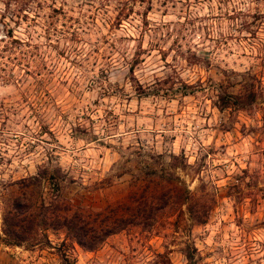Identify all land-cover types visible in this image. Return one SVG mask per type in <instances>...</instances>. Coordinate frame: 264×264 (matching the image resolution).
Wrapping results in <instances>:
<instances>
[{"label":"rangeland","instance_id":"374dc122","mask_svg":"<svg viewBox=\"0 0 264 264\" xmlns=\"http://www.w3.org/2000/svg\"><path fill=\"white\" fill-rule=\"evenodd\" d=\"M8 30L0 222L42 201L92 248L48 229L0 264H264V0H0Z\"/></svg>","mask_w":264,"mask_h":264},{"label":"trees","instance_id":"16d2710c","mask_svg":"<svg viewBox=\"0 0 264 264\" xmlns=\"http://www.w3.org/2000/svg\"><path fill=\"white\" fill-rule=\"evenodd\" d=\"M0 47H6L11 43L23 44L26 42L21 38L14 37L8 30L0 36ZM6 75H0L4 79ZM30 185L39 181L38 176L27 178ZM44 204L40 201L39 205H33L30 198L23 199L17 196L12 198L9 206L4 207L1 213L0 242L6 246H21L38 244L47 239L46 231L48 229L63 228L64 234L72 238L78 245L85 248H92L87 243L88 232L86 223L74 215L64 213H53L49 215L44 211ZM34 209V211H33ZM111 227L106 226L103 230V236L113 232ZM188 264H195L192 254L188 251L184 254ZM61 259L64 264H74L68 262L67 257L63 254Z\"/></svg>","mask_w":264,"mask_h":264}]
</instances>
